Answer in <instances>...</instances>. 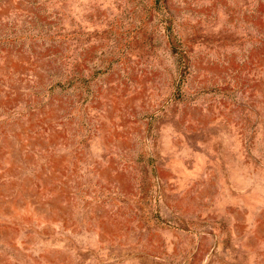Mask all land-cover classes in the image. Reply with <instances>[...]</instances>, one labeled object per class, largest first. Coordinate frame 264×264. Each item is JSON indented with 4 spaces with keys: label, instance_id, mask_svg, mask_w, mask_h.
Here are the masks:
<instances>
[{
    "label": "rangeland",
    "instance_id": "obj_1",
    "mask_svg": "<svg viewBox=\"0 0 264 264\" xmlns=\"http://www.w3.org/2000/svg\"><path fill=\"white\" fill-rule=\"evenodd\" d=\"M0 264H264V0H0Z\"/></svg>",
    "mask_w": 264,
    "mask_h": 264
}]
</instances>
